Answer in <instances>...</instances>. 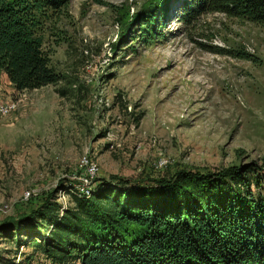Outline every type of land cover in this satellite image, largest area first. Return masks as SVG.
<instances>
[{"label": "rangeland", "instance_id": "obj_1", "mask_svg": "<svg viewBox=\"0 0 264 264\" xmlns=\"http://www.w3.org/2000/svg\"><path fill=\"white\" fill-rule=\"evenodd\" d=\"M185 1L71 0L44 30L58 84L18 92L0 75V94L21 99L0 119V264L39 259L18 244L17 228L36 230L18 217L51 193L70 204L84 158L100 168L96 190L232 167L264 179V25L189 24ZM161 10L147 41L141 22Z\"/></svg>", "mask_w": 264, "mask_h": 264}, {"label": "trees", "instance_id": "obj_2", "mask_svg": "<svg viewBox=\"0 0 264 264\" xmlns=\"http://www.w3.org/2000/svg\"><path fill=\"white\" fill-rule=\"evenodd\" d=\"M70 1L0 0V73L18 92L58 84L44 30ZM180 7L189 24L221 14L264 25V0H186ZM159 12L141 22L147 41L163 19ZM257 172L183 171L125 190L101 183L88 199L68 189L65 209L51 193L18 217L36 230L17 228V242L55 264H264V179Z\"/></svg>", "mask_w": 264, "mask_h": 264}, {"label": "built area", "instance_id": "obj_3", "mask_svg": "<svg viewBox=\"0 0 264 264\" xmlns=\"http://www.w3.org/2000/svg\"><path fill=\"white\" fill-rule=\"evenodd\" d=\"M1 91V90H0ZM21 104V99L19 98H4L2 94H0V119L8 118L12 114L16 113ZM168 161L161 159L157 165V169H163L167 166ZM81 168H84V171L76 178L78 184L74 187L69 188V192L75 194L78 197L90 198L96 190L97 179L100 173V168L96 163L84 158L81 161ZM69 197V195H68ZM31 198V193H27L24 196L25 200H29ZM65 199V198H63ZM70 204L64 201L61 206L62 209H65ZM39 260V261H38ZM38 260L30 261L29 264H55L51 259L44 255H39ZM24 260L21 257H18L16 264H21ZM76 264H79L77 262Z\"/></svg>", "mask_w": 264, "mask_h": 264}, {"label": "crops", "instance_id": "obj_4", "mask_svg": "<svg viewBox=\"0 0 264 264\" xmlns=\"http://www.w3.org/2000/svg\"><path fill=\"white\" fill-rule=\"evenodd\" d=\"M0 75H1L2 77H5L6 79H8V77H7L6 74H4V73H0ZM9 83H10V85H12L11 82H9ZM0 90H1V89H0Z\"/></svg>", "mask_w": 264, "mask_h": 264}]
</instances>
